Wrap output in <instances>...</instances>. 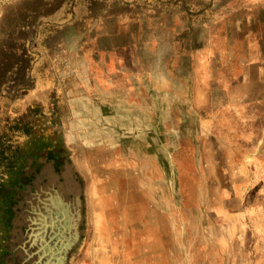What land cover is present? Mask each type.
<instances>
[{"label": "rangeland", "instance_id": "obj_1", "mask_svg": "<svg viewBox=\"0 0 264 264\" xmlns=\"http://www.w3.org/2000/svg\"><path fill=\"white\" fill-rule=\"evenodd\" d=\"M259 58L264 0H0V264L34 263L25 217L44 197L27 200L67 181L80 236L68 264H84L83 234L95 225L104 247L87 264H264V168L259 176L228 166L244 153L233 129L227 134L232 121L222 120L221 150L204 143L197 154L190 140L163 167L167 154L154 145L149 154L145 139L138 154L129 133L122 151L95 160L83 112L87 84L101 72L113 81L119 69L129 100L139 86L141 102L150 89L199 106L213 81L226 89L231 65L237 76ZM255 122L241 139L256 138Z\"/></svg>", "mask_w": 264, "mask_h": 264}, {"label": "crops", "instance_id": "obj_2", "mask_svg": "<svg viewBox=\"0 0 264 264\" xmlns=\"http://www.w3.org/2000/svg\"><path fill=\"white\" fill-rule=\"evenodd\" d=\"M231 70H233L234 77L227 80L226 89L221 86L220 80L213 81V87L209 88V100L203 101L199 106L189 104L187 94L182 92L172 97L168 91H165L160 95L156 94L157 97H151L150 89H143L146 98L141 102L139 86L129 88V93L133 97L129 100L123 94L125 91L119 69L113 81L111 80L112 74L108 76V73L105 72L106 75H104V72H101L98 81L89 82L87 91L85 90L87 97L84 101L83 112L89 119L90 127H87L92 129L90 135L93 137L84 140L86 151L91 152L95 147V152H100L95 160H102L105 154L110 155L119 146V150L122 151L123 137L125 133H129L132 136L131 142L138 146V151H136L138 154L141 149L146 150L140 147V144L147 140L145 143H148V153L150 154L151 146L154 145L155 152H162L165 156L167 154L163 167H166V163L170 167L169 160H171L172 153L187 146V141H195L192 143L195 144L197 154L206 149L199 145L204 143L212 145L213 153L221 150V144L225 143L221 138V133L226 129L222 120L229 119L236 127H228L227 134H231L230 129H233L234 136L237 137L236 143L242 145L244 153L241 159L239 157L234 159L232 164L228 163V166L253 167L259 176L262 175L264 127L261 123L264 119V58L243 64V72L237 76L236 67L233 68L231 65ZM238 71L241 72V68ZM255 120L258 122H255L254 126H260L255 130L258 133L256 138L241 139L242 134L253 136L247 129L252 128V121ZM197 154L198 164L200 159L203 161V158ZM139 157H136V162L139 161ZM95 163L93 162V165ZM139 167L137 165V170L140 169ZM97 174L95 178L101 179L102 182L104 177L101 171ZM161 177L163 176H160V182L165 184L166 179H161ZM156 182L159 181H153V183ZM95 227L83 234L84 241H86L83 246L84 264H87L86 261L93 255L102 256L104 247V241L101 238L102 229H97L100 227L98 225ZM92 237H95L94 243Z\"/></svg>", "mask_w": 264, "mask_h": 264}, {"label": "bare ground", "instance_id": "obj_3", "mask_svg": "<svg viewBox=\"0 0 264 264\" xmlns=\"http://www.w3.org/2000/svg\"><path fill=\"white\" fill-rule=\"evenodd\" d=\"M50 181V180H49ZM51 182V181H50ZM53 184L42 186L36 193L30 195L27 203L30 205L33 198L44 197L36 207L28 208L32 215H26L25 222L29 227L30 233L26 237V259L33 264H50L53 260L57 264L66 245H71L77 235V224L79 222L78 207L75 200H67V192H74L75 186L72 181H67L63 185L57 186L56 192ZM65 193V195H64ZM64 196L66 201L64 200ZM66 208H68V213ZM51 211H55L52 216ZM67 213V224L65 216ZM53 219L58 222L54 224ZM65 223V224H64ZM28 248V249H27ZM53 257V258H52ZM55 257V258H54Z\"/></svg>", "mask_w": 264, "mask_h": 264}, {"label": "water", "instance_id": "obj_4", "mask_svg": "<svg viewBox=\"0 0 264 264\" xmlns=\"http://www.w3.org/2000/svg\"><path fill=\"white\" fill-rule=\"evenodd\" d=\"M79 240H80V236L77 237V235H76L73 243L69 246L68 245L65 246L64 252H62V256L60 259L61 263H59V264H68L69 254H70L72 249H74V248H76V246H78ZM50 264H57V261L55 262L53 260Z\"/></svg>", "mask_w": 264, "mask_h": 264}, {"label": "trees", "instance_id": "obj_5", "mask_svg": "<svg viewBox=\"0 0 264 264\" xmlns=\"http://www.w3.org/2000/svg\"><path fill=\"white\" fill-rule=\"evenodd\" d=\"M13 169H14V168H13ZM13 169H12V170H13ZM3 190H4V187H3V185L0 183V193H1ZM4 193H7V190H5Z\"/></svg>", "mask_w": 264, "mask_h": 264}]
</instances>
